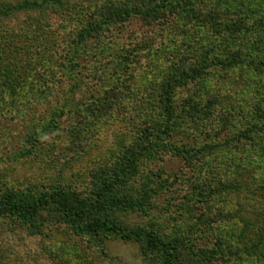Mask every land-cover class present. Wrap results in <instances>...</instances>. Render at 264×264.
Returning <instances> with one entry per match:
<instances>
[{
	"label": "trees",
	"instance_id": "obj_1",
	"mask_svg": "<svg viewBox=\"0 0 264 264\" xmlns=\"http://www.w3.org/2000/svg\"><path fill=\"white\" fill-rule=\"evenodd\" d=\"M253 1L218 0L210 8L201 9L191 0H107L91 11H83L78 1L72 4L73 0H0V19L22 11L39 15L34 22L23 21L12 29L0 21V125L25 121L23 142H45L46 134L58 127L56 117L63 113V106L57 105L41 120L28 119L33 113L30 108L56 93L53 78L59 71L44 66L48 59L60 60V65L71 72L90 42L89 53L100 56L106 51L117 63L130 56L140 58L138 51L132 54L134 50L129 47L110 50L111 43L117 45L114 28L134 21L161 27L162 42L156 41L158 37L153 40L154 36L150 44L148 39L142 42L140 49L148 50L145 55L166 54L161 57L165 60L163 74L152 82L153 90L146 89V96L131 104L130 115L138 117L131 139L120 143L109 159L100 161L91 172L87 189H73L59 181L48 186H1L0 219L18 223L32 234L65 226L74 235L85 237L89 247L103 252L109 240L134 242L147 264H214L226 253L228 257L234 255L236 246L227 245L226 251L220 239L211 248L203 237L215 222L246 220L248 209H253L259 198L264 202V0L258 4ZM58 9L66 10L64 18L69 22L64 21V29L58 28L62 35L59 41L53 36L55 28L45 18L47 11ZM245 10L249 13L244 16ZM174 19H182L185 27L195 26L199 38L186 37L181 41L184 49L175 46L168 52L171 46L164 40L170 43L183 35L174 27ZM52 44L60 50L53 48L55 54H47ZM248 67L258 76L247 77L249 85L254 83L262 89L249 101L238 133L224 141L214 140L216 136L207 130L210 122L229 120L215 114L224 94L213 92L212 79ZM237 91L241 96L245 89ZM102 95L84 104L83 121L85 117L109 115L113 110L119 99L117 92ZM82 120L78 119L76 125ZM203 134L208 142H202ZM221 152L232 159L240 155L238 160L246 158L250 165L244 162L237 168L236 163L230 166L225 162L222 169H216L214 160ZM167 153L182 161L183 167L162 178L151 162ZM180 189L184 192L178 194ZM163 193L168 202L160 207V213L155 200ZM217 202L229 208L212 211ZM131 214L147 220L130 223L127 217Z\"/></svg>",
	"mask_w": 264,
	"mask_h": 264
},
{
	"label": "rangeland",
	"instance_id": "obj_2",
	"mask_svg": "<svg viewBox=\"0 0 264 264\" xmlns=\"http://www.w3.org/2000/svg\"><path fill=\"white\" fill-rule=\"evenodd\" d=\"M1 1L15 3L21 0ZM77 1L80 3V10L91 11L107 0H73L72 4ZM191 1H194L195 7L201 9L210 8L218 2V0ZM259 1L254 0L253 2L258 4ZM46 13L45 18H48L51 26L55 28L53 36L56 37L55 40L59 41L61 30L58 28L66 27L64 21L68 22L64 18L66 10L58 9ZM248 13L245 10L243 15ZM230 15L234 16L235 14L231 11ZM37 16H39L37 13L22 11L10 18L0 19V21L12 29L19 26L23 21L34 22ZM174 21L177 23L174 27L177 26L178 29H181L183 35L174 37L170 43L164 40L166 44L171 46L168 52L174 50L173 47L175 46L184 49L186 45L181 41L186 37L190 40L199 38L198 29L195 26L191 25L190 28L186 26V28L182 19H174ZM160 28L147 27L139 21L125 24L121 29L119 27L114 28L117 45L111 43L113 47L110 50L116 49L118 52L129 47L134 50L131 52L132 54L138 51V56L142 57L141 60V57L132 58L130 56L124 62L117 63L113 61L115 58L113 54L108 56L106 51L100 53L102 54L100 56L89 53L92 51L90 50L92 42H90V47L85 48L87 53H82L78 59L79 65H73L71 72L67 70V67L60 65V60H56V58L45 59L47 62L44 66L47 65L59 71L53 78L56 81L54 82L56 93L46 98L49 103L45 100L30 108V113H33L28 119L41 120L44 116L49 115L50 108L57 105L58 107L63 106V113L56 117L59 122L58 127L46 134L45 142H23L26 131L25 121H12L6 124L7 127L0 125V188L1 186L2 188L3 186L24 188L31 184L48 186L59 181L73 189H87L91 182V172L100 161L109 159L115 154L120 143H127L131 139L138 122L137 115H130L132 102H136L134 100L141 96L145 97L146 89L150 90L152 82L156 83L163 74L164 59L161 57L166 54H162V56L159 53L153 55L151 51L152 53L145 55L148 50L140 49L142 42L146 39H148L147 43L149 44L157 37L156 41L162 42L159 40L161 39ZM152 36H154L153 40ZM62 42L57 43L61 46ZM53 48L56 46L52 44L47 54L51 53ZM59 50L58 48L55 49L58 52ZM158 56L160 58H156ZM59 66L62 69H59ZM256 73L250 67L236 68L222 73L225 76L222 79L216 77L212 79L213 92L218 91L224 94L222 95L223 99L220 100L221 108L217 112L215 110V114L221 115L223 118L227 117L229 120L228 122H218L213 118L211 124L209 123L210 129L207 130L216 136V138L214 136V140L222 139L221 141H224L227 136L236 135L239 128L243 127V115L245 116V113L248 112L247 109L251 104L249 101L255 98V94L259 95V88H264V86H261L262 88L259 85L255 86L254 83L252 86L249 85L250 79L247 77L257 78ZM239 88L245 89L241 96L236 93ZM115 92L119 95V99L110 114L92 119L85 117L86 124H83L85 122L82 120L84 104L92 102L95 96L102 94L104 96L105 93L112 94ZM131 93L135 94V97H131ZM34 95H37V92ZM228 116H231V121ZM85 118L83 117V119ZM78 119L83 122L76 125ZM27 123H29L28 120ZM201 140L206 142L208 140L207 135L203 134ZM214 140L211 143L215 142ZM202 142H197V144H202ZM236 156L241 158L240 155ZM161 157L151 162V165L152 168L158 170L162 178L168 177L169 173L183 167L182 161L171 157L169 153L162 154ZM216 158L214 160L217 163L216 169H222L225 162L230 166L236 163L234 166L237 168L242 166L244 162L247 163L246 158L244 160H238L236 157L232 159L228 153L222 152ZM246 165L249 166L250 164L247 163ZM183 188H185V184ZM183 192L184 189L178 190V194ZM155 201L161 213L160 207L168 202L167 195L163 193ZM260 201L259 198L253 209H248L246 220L233 219L215 222L213 229L205 234L206 237L203 238L209 247L212 246L211 248H214L216 242L221 239L224 242L222 246L226 251L227 245H234L236 246L235 249L238 250L234 255L232 253L230 257L226 253L223 256L224 259L215 261L214 264H264V202L263 199L261 201L263 204ZM173 202L176 204L177 199L174 198ZM231 204H233V200H231ZM228 208L217 202L212 207V211L218 213L221 209L227 210ZM127 220L130 223H140L147 219L131 214L128 215ZM52 228L55 230L47 227L42 234H32L18 223L0 219V261L3 264H147L138 253L137 243L109 240L106 242V249L103 252L98 247H89L85 237L74 235L65 226Z\"/></svg>",
	"mask_w": 264,
	"mask_h": 264
}]
</instances>
